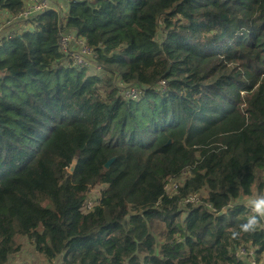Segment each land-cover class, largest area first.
Segmentation results:
<instances>
[{"label": "trees", "instance_id": "1", "mask_svg": "<svg viewBox=\"0 0 264 264\" xmlns=\"http://www.w3.org/2000/svg\"><path fill=\"white\" fill-rule=\"evenodd\" d=\"M68 3L0 41V264L21 238L49 264L263 258L264 230L229 229L247 218L241 200L264 192V0ZM24 8L0 0V19ZM62 29L106 77L66 59ZM114 78L148 93L125 99ZM182 127L171 153L168 130ZM196 195L208 205H179Z\"/></svg>", "mask_w": 264, "mask_h": 264}, {"label": "built area", "instance_id": "2", "mask_svg": "<svg viewBox=\"0 0 264 264\" xmlns=\"http://www.w3.org/2000/svg\"><path fill=\"white\" fill-rule=\"evenodd\" d=\"M67 1L68 0H66V2ZM75 1L82 2L84 0ZM24 7L23 13L18 17L13 18L6 14L2 15V18L0 19V41L14 36L17 29L22 30V32L32 31L33 25L30 24V22L38 17H43L50 13L58 17L66 14L64 0H24ZM59 50L75 67L79 69H87L96 73H103V69L98 67L94 62L95 51L90 49L84 40L77 38L76 33L62 29L59 35ZM162 90L164 91V87H162ZM146 93H148V90L131 87L130 90L126 91V96L128 98L125 99L133 97L134 99L129 100H137L140 96L145 95ZM177 194L178 186L175 188V195ZM172 199L173 197L171 200ZM161 204H164V201H162L158 207H160ZM179 205L207 206L208 202L204 201L202 195H196L181 202ZM91 208L93 207L87 205L88 210ZM246 210L248 211L247 208ZM239 256L246 258L249 264H261V260H264V257H258L255 251H242Z\"/></svg>", "mask_w": 264, "mask_h": 264}, {"label": "rangeland", "instance_id": "3", "mask_svg": "<svg viewBox=\"0 0 264 264\" xmlns=\"http://www.w3.org/2000/svg\"><path fill=\"white\" fill-rule=\"evenodd\" d=\"M64 7L66 8V11H68L69 3L68 1L64 0ZM165 33L163 31H160L158 35V40L162 41L164 39ZM1 46V45H0ZM89 75L91 76H98L100 78L106 77L104 73H96L94 71H90ZM113 85L117 88V90L120 92V96L123 98H128L126 96V91L130 90V86L123 83L119 78L113 79ZM129 99H134L133 97H129ZM187 134V128L182 127L174 130H168V137H169V146L167 147L168 151L173 153L175 151H178V146L181 144L182 146L185 143V137ZM264 179V177H263ZM256 188V186H255ZM105 190L104 187H99L94 190H92L89 194L87 205L94 206V203L98 201L101 197V193ZM170 191V188L169 190ZM241 202L246 203V199L241 200ZM163 204H161L162 207ZM173 208L169 209L172 210ZM184 218V217H183ZM21 245V252L14 256L10 260V264H49L45 260H43L36 252L35 247L31 241L25 238H21L19 241ZM62 259L58 260L55 264H61Z\"/></svg>", "mask_w": 264, "mask_h": 264}, {"label": "clouds", "instance_id": "4", "mask_svg": "<svg viewBox=\"0 0 264 264\" xmlns=\"http://www.w3.org/2000/svg\"><path fill=\"white\" fill-rule=\"evenodd\" d=\"M245 207L248 209L245 222L238 224L236 228L229 229L233 239L241 234H253L264 230V193L247 197ZM226 211L227 209H222L217 215L224 214ZM261 264H264V260H261Z\"/></svg>", "mask_w": 264, "mask_h": 264}, {"label": "water", "instance_id": "5", "mask_svg": "<svg viewBox=\"0 0 264 264\" xmlns=\"http://www.w3.org/2000/svg\"><path fill=\"white\" fill-rule=\"evenodd\" d=\"M169 144H170V143H168L167 146H169ZM113 163H114V160L110 161V162L105 166L106 170H109V168L111 167V165H112ZM76 166H77V161H74L73 164H72V166H71V168H70V170H69V173H70V174H73V173H74ZM225 214H226V213L221 214V215H217V214H216V215H214V218L219 219V218H221V217H224Z\"/></svg>", "mask_w": 264, "mask_h": 264}, {"label": "crops", "instance_id": "6", "mask_svg": "<svg viewBox=\"0 0 264 264\" xmlns=\"http://www.w3.org/2000/svg\"><path fill=\"white\" fill-rule=\"evenodd\" d=\"M3 14H6V13H3ZM7 15V14H6ZM182 144V143H181ZM181 144H179V146H178V148L180 147V146H182ZM178 150V149H177ZM177 151H175V152H173V153H176ZM262 193H264V192H262ZM261 193V194H262ZM242 205H245V202H240ZM235 206H238V205H235Z\"/></svg>", "mask_w": 264, "mask_h": 264}]
</instances>
